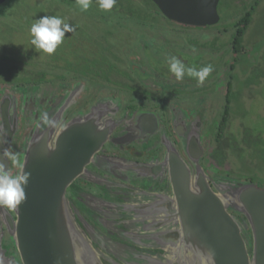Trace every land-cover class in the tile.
<instances>
[{
	"label": "water",
	"instance_id": "95a60500",
	"mask_svg": "<svg viewBox=\"0 0 264 264\" xmlns=\"http://www.w3.org/2000/svg\"><path fill=\"white\" fill-rule=\"evenodd\" d=\"M154 1L168 19L181 24L207 26L220 19L218 0ZM78 94L77 88L65 94L46 114L56 126L42 119L26 141L25 171L31 174L25 187L26 200L14 209L0 206L20 262L7 251L0 232V264H264V187L223 176L212 180L200 165L204 153L200 125L186 136L184 148L194 173L176 149L164 142L172 196H163L161 210L156 215L149 211L134 214L132 206L124 207L129 224L133 218L135 223L142 221L140 231L130 229L124 234L125 241L154 252L133 251L98 232L68 197L67 188L81 175L103 182L86 167L100 158L95 154L115 124L105 119L113 112L114 101L102 100L89 114L63 126L65 112ZM4 110L2 102L0 152L9 148L13 137L12 128L4 125L8 118ZM0 162L8 168V161L0 158ZM100 165L97 167L105 170Z\"/></svg>",
	"mask_w": 264,
	"mask_h": 264
},
{
	"label": "flooded vegetation",
	"instance_id": "af4514ba",
	"mask_svg": "<svg viewBox=\"0 0 264 264\" xmlns=\"http://www.w3.org/2000/svg\"><path fill=\"white\" fill-rule=\"evenodd\" d=\"M9 1L10 0H6L0 3L1 9L8 6ZM15 1L19 0L12 1L11 7L8 6L10 7V11H12V8H16L17 5L15 4L17 2ZM130 2H133V11L131 10L129 12L126 11V6H128ZM243 2L244 1L241 3ZM119 3H122V5H118ZM228 3L229 0H218V10L219 8L229 5ZM237 4L240 6V3H235V5ZM137 5H142V7H146L147 10ZM90 6L99 8L95 0H91ZM135 8H137L138 12ZM148 9H151L153 12L154 9H156L168 23L149 22V19L146 18ZM111 10L113 11L109 10V14L115 16V19L136 24L137 28L142 31V35L144 32L149 38H155V40H159V42L164 41L165 45L163 47L165 48L171 47L172 44H169V41L177 39L173 36L170 37V27H182L191 30H196V28L208 29L206 27L209 26L213 27H211V29L222 27L221 17L216 24L207 26H191L172 21L159 10L154 0H129V2L128 0H119ZM144 10L146 13H144ZM134 11L137 12V16ZM157 17L160 18L159 16ZM143 20L147 21L146 26H148V28L146 30L138 27L140 26L139 21ZM234 27V25L229 26V28L223 27V30H226L225 32L228 33L229 36H227L230 39H232V36L236 32ZM155 30L158 32L161 31L162 35L158 36L159 33L156 34V32H154ZM229 30L233 32L229 33ZM126 31L128 30L126 29ZM131 35L137 37V35L140 34L131 33ZM196 36L194 40L192 39L190 41L192 48L189 45V51L185 52L198 61H200V58L197 57L199 53L213 56L214 52H216L219 47L217 39L213 41L209 35L204 37H201V35ZM197 41H199L198 46L193 43ZM195 46L199 47V52L197 50V52L194 51L195 49L193 48ZM214 48L217 49L214 51ZM152 52L153 55L151 53V60H154V56L158 58L155 51L153 50ZM134 57L135 55H131L130 57L134 65H132L131 71L128 74L130 76L129 79L126 75L117 74L116 71L110 76L113 78L112 82H108L107 80L103 81V79L100 78L97 79L95 75L91 74L78 77H74L73 74L66 75L67 81L62 82L60 76L55 75L53 82L50 84H46L45 81H38L36 85L28 86L25 79L26 77L31 79V77H23L24 84L21 86L6 85L0 88V107L2 102H4V111H7L8 114V118H6L4 125L13 130L12 142L8 149L18 153L24 159L26 141L43 119L42 117L53 110L56 105L59 104V100L64 98L65 94L71 93L75 88L79 89V94L75 97V101L65 112L63 126L76 117L89 114L91 108L100 101L107 99L113 100L114 102L111 106L113 107V112L109 113L105 119H110L115 124L108 134L107 139L101 144V149L95 154L100 158H98V160L96 159L95 162L91 160L86 167L104 180L99 183V181L97 182V180L95 181L94 179L87 178L84 175L78 176L73 181L72 186L67 188V195L86 220L98 232L113 241L125 244L128 248H132L133 251L148 253L154 252V249L140 247L134 243L125 241L124 234L129 232L130 229H132L133 232L140 231V228H142V221L140 220L138 223L137 219V223H135L133 218L132 223L129 224V219L126 216L129 213L124 207L132 206L134 214H139L138 212H142L141 214H143V212L149 211V214L155 212L156 215V213L161 210L165 205L163 196L165 194L172 196V187L168 180L170 174L169 164L166 162L168 150L164 142L169 143V146L176 149L178 155L190 167L192 173H194V164L188 159L184 148L186 136H188L192 129L196 130L199 125L200 129L198 133L200 134V144L204 150L200 159V165L212 180L218 176V169L216 167L217 160H215V157L209 156L207 148H210V145H206V137H208L210 133L209 121L206 117V113L204 114V112H202L205 103L208 102L209 99L206 94L212 95L208 93V90H211L212 87H209L214 84L202 85L201 92H199L196 81L195 83L186 80H177L168 68L162 70V72L156 73L157 65L153 67V65H148V63L138 64L136 60H132ZM207 61V63L210 64L211 60L207 59ZM223 63L230 65L227 59L224 62L222 61L220 66ZM140 65L142 67H140ZM69 69L72 68L64 66L62 69H59V71ZM148 69L153 71V74L149 72V76L152 78L149 80L145 78ZM214 70L216 72L217 68H214ZM230 70L234 69L230 68ZM215 72H211L210 78L212 76L215 77L217 73ZM115 77L117 79H115ZM207 80L206 78L205 82ZM230 80L232 81L231 78ZM216 81L217 83L215 86L219 84L218 82H221L218 79ZM30 82L33 83L32 81ZM106 83L111 88L109 91L107 90L106 92H100L97 95L88 97L92 88L94 89L97 85L99 87H103V85L106 86ZM125 84L129 87L126 86L125 88ZM10 86L13 87V89H10ZM179 88H183V90L179 91ZM219 88L220 87L216 88L217 93ZM172 89L178 90V92H176L177 95L173 94L174 98L170 96V94H172L170 90ZM212 92L214 93L215 90ZM189 94L190 97L191 95H198V97L189 99ZM213 101L214 100L211 99V102ZM182 103H190L191 105L198 104L196 105L197 107L194 108L195 110H185ZM227 117L229 118V115ZM2 120V116L0 115V122H2ZM51 125V127L56 126L55 124ZM227 126L228 123L224 130L227 129ZM218 127L219 124L217 126L216 140L218 138ZM222 134H224V131ZM87 147L90 148V146ZM214 148L217 149L218 146H214ZM109 163H123L128 166L133 164L136 165V167H133V169H119V167H113L109 165ZM98 164H101L105 170L99 169L97 167ZM8 170L13 175L17 174L19 171L10 161H8ZM227 176H229V174ZM140 206H142V209H145L139 210L137 207ZM164 216L165 215H163V217ZM149 223H152V221L150 220ZM0 225V232L3 234V245L7 248V251L13 254L20 262L19 254L9 238L1 216ZM86 234L90 237L89 232L86 231ZM133 240L136 241L137 238L133 237ZM118 250L121 251V249ZM156 253H160V251L157 250Z\"/></svg>",
	"mask_w": 264,
	"mask_h": 264
},
{
	"label": "rangeland",
	"instance_id": "374dc122",
	"mask_svg": "<svg viewBox=\"0 0 264 264\" xmlns=\"http://www.w3.org/2000/svg\"><path fill=\"white\" fill-rule=\"evenodd\" d=\"M12 1L8 2V6L11 7ZM95 1L97 2V0ZM242 1L244 2L241 3ZM15 2H17L15 4L17 6L16 8H12V11H10V7L8 6H5L3 9L0 6V88L6 85L21 86L24 84L23 77L36 78L37 73L41 71L47 72L43 81L46 84H50L54 80V74L57 75L60 72L59 69H62L66 65V61L73 62L72 64L75 67L78 65V56L88 60L99 57L98 53L95 54L98 48L96 45L89 43L86 39H80V36L77 38L76 26H72L74 28L72 33H65V38L53 54L49 55L35 50L34 46L30 43V27L33 23L44 16H55V12H53L55 10L57 17L63 19L66 23L74 24V21L71 22L73 15L65 12L60 16L57 6H55L56 8L53 7L54 9L52 8V0H19ZM116 2H119V0H116ZM122 3L118 5H122ZM235 3H240V6L238 4L235 5ZM228 4L218 10L222 27L211 29L212 26H209L206 27L208 29L196 28V30L170 27V37L177 38L176 40L172 39V41H169V44H172L171 47L165 48L163 47L165 45L164 41L159 42L155 38L147 37L148 40H145L144 44L136 45L139 55L132 58V60H136L138 64L148 63V65H153V67L157 65L156 73H159L164 69H169L167 63V57L169 56L180 54L175 57L180 59L186 66H195L197 69L206 66L208 64L207 59H210V64L212 63L213 69L217 68V73L213 70L212 72L216 73L215 77L212 76L210 78L209 75L207 77L208 80L203 84L205 86L206 84L214 85L209 87L212 88L208 90V93L212 95L206 94L209 99L202 111L204 114L206 113L209 121L210 133L206 137V145H210V148H207L209 156L216 149L214 146H218L217 149L222 147V151H224L223 161L219 160L220 162L216 165L218 176L252 181L258 186L264 187V0H229ZM132 6L133 2H130L126 6V11H133ZM137 6L147 10L142 5ZM135 10L137 11V8ZM136 11L134 12L137 16L138 11ZM62 12L60 11V13ZM249 12H252V18L243 38L242 45L244 48L240 52L235 53L233 52L232 41L228 38L229 35L225 32L226 30H223V27L229 28V26H233ZM144 13H146L145 10ZM146 18L149 19V22H167L156 9H154V12L148 9ZM146 24V20L139 21L140 26L138 27L146 30L148 28ZM136 30L139 29L137 28ZM231 30L228 32L232 33L233 31ZM154 32L156 34L159 33L158 36L162 35L161 31V33L157 30ZM196 35H201V37L209 35L213 41L217 39L219 47L213 56L199 53L197 57L200 58V61H198L186 53L190 49L189 45L192 48L190 41L194 40L197 37ZM126 40L128 39L126 38ZM193 43L198 46L199 41ZM129 45L127 44L128 47ZM197 46L193 49L199 52L200 49ZM216 49L214 48L213 50L215 51ZM153 50L159 52V55L158 58L154 56V60H151ZM109 58L112 59L108 55V61ZM123 59L125 64H120L118 68L126 66L129 60L126 57ZM226 59L233 63L234 70H230L229 64L223 63L220 66L221 62H224ZM73 66L70 67L74 68ZM140 67L142 66L140 65ZM149 72L153 74V71L148 69L145 74L147 80L151 78ZM15 73L18 74L16 75ZM51 73L53 74L51 75ZM230 78H232L230 82L232 90L229 104L230 114L229 118L227 117L228 126L218 143L216 140L217 126L224 117L223 112L227 101V85ZM115 79L117 78L115 77ZM217 79L221 81L216 85L220 87L218 93L216 92V88L218 87L215 86ZM182 80L189 82L196 81L187 75ZM11 86L10 89H13ZM98 87L97 85L94 89L92 88L88 97L111 89L107 83L106 86ZM198 87L199 92H201L202 87ZM180 90H183V88H179ZM213 90H215L214 93L212 92ZM170 92L172 93L170 96L174 98L173 94L177 95L176 92L178 90L172 89ZM194 97L197 98L198 95H191L190 97L189 94L188 98ZM211 99L214 101L211 102ZM197 104L182 103V106L185 110H195L194 108L197 107ZM228 174L229 176H227Z\"/></svg>",
	"mask_w": 264,
	"mask_h": 264
},
{
	"label": "trees",
	"instance_id": "16d2710c",
	"mask_svg": "<svg viewBox=\"0 0 264 264\" xmlns=\"http://www.w3.org/2000/svg\"><path fill=\"white\" fill-rule=\"evenodd\" d=\"M46 2V1H45ZM57 6L59 15H63L65 12H68L70 15H73V19L71 22L74 21V24H70L71 26H76V36L80 39H86L89 41V43H92L93 45H96L98 48L96 50V53H98L99 57L92 58L91 60H88L84 57L78 56V65H76L75 68L73 66V62L66 61L65 66H73L74 68L69 70H63L60 71L57 75L60 76V79L62 82H66V75H72L74 77L78 76H86V75H95L97 79H103V81L107 80L108 82H112L113 78L110 76L115 73L121 75H126L128 79L130 76L128 75L131 71V67L133 62L130 60L131 55H139L138 50H136V45L144 44V41L148 40L147 36L141 30H136L137 25L130 23L129 21L126 22L124 20H118L115 19V16L109 14L110 11L113 10H101L100 8H96L93 6H90L87 11H81L79 7L76 4V0H52V8H56ZM53 8V9H54ZM60 11H63L60 13ZM55 12V16L56 11ZM252 18V12L247 13L241 20L237 21L234 24V28L236 29V32L232 36V45H233V52L238 53L244 48L242 45L243 38L248 30V27L250 25ZM79 22V23H78ZM126 29L128 31H126ZM134 34H140L137 35V37H134L131 35V33ZM138 32V33H137ZM126 38L128 40H126ZM128 42V43H127ZM129 45V47L127 46ZM109 53V54H108ZM112 59L109 58L108 61V55ZM155 54L158 56L159 52L155 51ZM129 58H128V57ZM124 57L129 59L126 63V66L123 68H118L120 64H125L123 61ZM107 59V60H106ZM229 61V60H228ZM90 67H92L90 69ZM85 68V69H84ZM230 68L234 69V65L232 62H230ZM46 71H41L37 73L36 78H27L25 79L26 84L29 85H36L38 81H43L46 76ZM16 75L18 73H15ZM53 73H51L52 75ZM56 74H54L55 76ZM58 76V77H59ZM232 79V78H231ZM32 81L33 83H31ZM231 81V80H230ZM228 83L227 87V95H226V105L223 112V118L219 123L218 127V138L219 141L222 137V133L227 125V116L230 114V100H231V90L232 85L231 83ZM127 84H125L126 88ZM129 87V86H127ZM124 96V95H123ZM236 140V138H234ZM256 141V140H252ZM249 142V141H248ZM254 143V142H253ZM252 143V144H253ZM264 147V146H263ZM220 149H215L212 153H210V156L217 160V163L220 162L219 160L223 161L224 151L222 147H219ZM253 180V179H252Z\"/></svg>",
	"mask_w": 264,
	"mask_h": 264
},
{
	"label": "clouds",
	"instance_id": "9594fccd",
	"mask_svg": "<svg viewBox=\"0 0 264 264\" xmlns=\"http://www.w3.org/2000/svg\"><path fill=\"white\" fill-rule=\"evenodd\" d=\"M101 10H111L116 0H97ZM76 4L81 11H87L91 0H76ZM74 28L57 16H44L33 23L30 27V43L34 49L46 54H53L58 45L65 38V33L73 32ZM169 71L174 74L177 80H182L185 75L193 78L197 86H202L206 78L214 70L211 64L197 69L195 66L188 67L175 56L167 57ZM44 121L48 124H54L47 115ZM2 160L10 161L20 171L13 175L10 173L4 163L0 162V206L7 208H17L26 200L25 187L28 184L30 173L25 171V160L16 152L5 148L0 152Z\"/></svg>",
	"mask_w": 264,
	"mask_h": 264
}]
</instances>
